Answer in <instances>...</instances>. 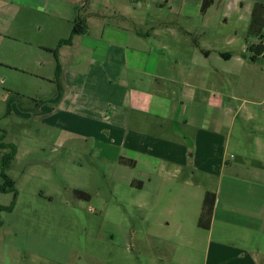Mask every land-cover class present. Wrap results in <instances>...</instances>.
I'll use <instances>...</instances> for the list:
<instances>
[{
    "label": "crops",
    "instance_id": "0c3cea01",
    "mask_svg": "<svg viewBox=\"0 0 264 264\" xmlns=\"http://www.w3.org/2000/svg\"><path fill=\"white\" fill-rule=\"evenodd\" d=\"M96 1L0 0V83L11 70L13 77L54 85L55 96L44 100L51 112L32 99L41 113L45 109L43 122L67 138L104 145L117 179L145 193L132 204L143 211L137 216L146 238L136 244L131 236L123 252L152 253V259L137 264H194L190 254L176 253L199 248L200 264H264V100L246 102L223 92L230 78L250 75L256 66L252 88L264 89V33L243 48L237 71L227 67L231 54L189 40L163 61V51L171 48L164 43L152 48L146 32L109 23ZM75 19L86 26L84 34H71ZM70 21L71 28L66 25L60 35L62 22ZM170 41L181 44L180 38ZM13 113L10 104L5 116ZM206 193L214 196L208 230L193 222ZM185 209L188 224L179 218ZM126 217L133 234V213ZM31 235L48 242L43 231ZM53 244L57 254L65 249L71 257L69 246ZM28 245L14 248L15 264H63L37 248L23 254ZM92 264L103 262L95 255Z\"/></svg>",
    "mask_w": 264,
    "mask_h": 264
},
{
    "label": "rangeland",
    "instance_id": "374dc122",
    "mask_svg": "<svg viewBox=\"0 0 264 264\" xmlns=\"http://www.w3.org/2000/svg\"><path fill=\"white\" fill-rule=\"evenodd\" d=\"M202 3L203 0H98L94 7L100 8L109 23L133 32H146L150 47L164 43L171 48L163 51L167 54L163 61H170L167 58L183 51L186 45L182 40H189L190 44L200 43L205 48L231 54L234 59L227 67L237 71L235 61L241 58L243 48L251 46L264 33V0H212L206 14L201 12ZM71 22H62L60 35L64 34L66 25L67 30L71 28ZM158 23L162 27H154ZM186 28L192 31L190 35H185ZM171 38H180L181 44L167 43ZM244 56L249 57L247 50ZM257 67L250 75L230 78L223 92L233 93L246 102H262L264 89L259 92L252 88L258 82L254 77ZM8 71L10 76L0 83V174L5 169L19 197L16 200L10 190L0 191V207H10L0 209V264H15L14 248L21 250L27 244L30 245L22 247L23 254H32L37 248L40 254L58 258L63 264H92L95 255L103 264L111 263L112 259L117 264L152 259V253L147 251L123 253L124 245L131 243V236L132 243L136 244L146 238L141 236L137 216L143 211L136 203L132 204L145 193L127 188L124 180L117 179L116 166L110 163L112 157L104 145L67 138L43 122L45 109L42 114L38 107L43 103L51 112V105L45 102L55 96L54 85L36 83L20 74L13 77L16 74ZM260 80L264 83V73ZM3 98L10 102H3ZM34 98L42 101L37 102L38 109L32 101ZM7 103L14 105L15 113L10 116H5ZM7 145H12L16 153L10 161L3 160L11 152ZM100 149L105 152L98 155ZM3 185L4 179L0 176V186ZM75 191L88 194L90 199L77 198ZM189 204L192 205V200ZM184 207L189 208L186 203ZM155 211L158 215L159 211ZM131 213V222L136 227L133 234L129 232L126 217ZM188 214L185 209L179 217L185 224H188ZM198 220L197 217L193 222ZM36 231L46 233L48 242L46 237L45 240L32 237ZM147 238L157 244L154 238ZM54 242L69 246L71 257L64 248L63 255L57 254ZM176 254L184 257L190 254L193 263L200 264L202 250Z\"/></svg>",
    "mask_w": 264,
    "mask_h": 264
},
{
    "label": "trees",
    "instance_id": "16d2710c",
    "mask_svg": "<svg viewBox=\"0 0 264 264\" xmlns=\"http://www.w3.org/2000/svg\"><path fill=\"white\" fill-rule=\"evenodd\" d=\"M211 4H212V0H203L201 12L204 13L206 10H208L209 7L211 6ZM85 31H86V26L84 25V23L82 21H80L79 19L78 20L75 19L73 22V28H72L71 34L72 35H81V34H84ZM7 110H9V105H8ZM7 147L11 149V152H10V154L5 156L6 158L4 157L5 158V159H3L4 161L12 160L16 154L15 148L12 145H7ZM120 162L125 164L127 161L124 158H120ZM4 167H5V165H4ZM0 176L4 179V185L0 186V191L5 192L6 190H10V191L14 192V198H15L17 194L14 191L12 181L10 180V178L7 175H5V169H3L1 171ZM74 194L77 198H80V199H84V200L90 199V196L88 194L80 192V191H75ZM213 206H214V196L212 194L206 193L204 195V198H203L201 213H200V216L198 218L199 220L197 222V226L199 228L204 229V230H208L210 220H211Z\"/></svg>",
    "mask_w": 264,
    "mask_h": 264
}]
</instances>
